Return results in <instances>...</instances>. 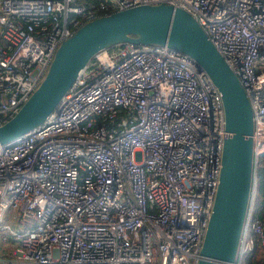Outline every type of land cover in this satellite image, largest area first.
<instances>
[{
	"label": "built area",
	"instance_id": "built-area-1",
	"mask_svg": "<svg viewBox=\"0 0 264 264\" xmlns=\"http://www.w3.org/2000/svg\"><path fill=\"white\" fill-rule=\"evenodd\" d=\"M161 3L195 20L249 100L252 173L230 264H264V0H0V124L78 27ZM224 135L220 95L184 54L98 51L40 123L0 144V264H196Z\"/></svg>",
	"mask_w": 264,
	"mask_h": 264
},
{
	"label": "water",
	"instance_id": "water-1",
	"mask_svg": "<svg viewBox=\"0 0 264 264\" xmlns=\"http://www.w3.org/2000/svg\"><path fill=\"white\" fill-rule=\"evenodd\" d=\"M124 43L152 44L184 54L220 95L225 135L196 264H230L236 253L252 173V112L240 81L185 11L163 3L138 5L82 24L59 43L36 87L0 124V144L40 123L93 54Z\"/></svg>",
	"mask_w": 264,
	"mask_h": 264
},
{
	"label": "trees",
	"instance_id": "trees-1",
	"mask_svg": "<svg viewBox=\"0 0 264 264\" xmlns=\"http://www.w3.org/2000/svg\"><path fill=\"white\" fill-rule=\"evenodd\" d=\"M256 215L264 221V163L257 168Z\"/></svg>",
	"mask_w": 264,
	"mask_h": 264
}]
</instances>
